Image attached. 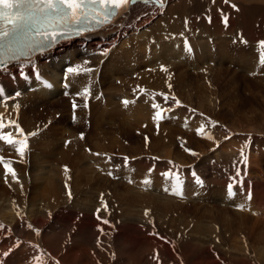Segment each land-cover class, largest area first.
<instances>
[{"label": "bare ground", "instance_id": "1", "mask_svg": "<svg viewBox=\"0 0 264 264\" xmlns=\"http://www.w3.org/2000/svg\"><path fill=\"white\" fill-rule=\"evenodd\" d=\"M208 1L209 0H207V3L205 2V4L212 14L216 5H213L210 1H209L210 3H208ZM178 2L179 0H165L164 7L157 8L156 6H153L152 4H147V5L144 4L143 0H138L137 4L132 6L131 9L129 10L128 12L129 14L123 20L119 19L116 22V24L113 25L111 28L104 30V31L100 30L99 32L90 34L87 37L74 40L67 44H63L62 46H60L59 48L55 50H52L48 53H45L44 55H40V56L33 58L32 64L33 66H38L39 74L42 76L43 82L41 80H37L34 76H28L27 79L23 78L25 75H27L29 71L27 61L18 62L19 66L24 69L22 73H17L16 68L12 67L11 71H7L3 75H0V88L5 89L6 96L12 97V99H8L6 101L8 105L7 111L5 107L3 106V104H0V113L4 114L5 121H7L9 118L17 120V122L25 130L26 133H31L34 130L38 132L37 130L43 129V128L47 129V131H44L38 139H34V137H29L30 150L28 151L26 156L23 158L22 162H21V158L15 153L14 149H11V153L6 152V154H4V156L8 160L7 162L11 164V166L15 169L17 173L18 180H19L18 183L13 181L10 174L8 176L7 182H5L4 173L1 172L2 169L0 170V223H2L6 229L10 228L12 230L11 232L16 233V234L18 233L16 237L18 238V236H20L19 240H21L23 247L25 246L27 250L28 249L31 250L30 252L31 256L34 253H33V250L29 246L39 245L41 251L44 253L43 257H46V258L49 257L51 258V260L52 259L59 260L60 264H86L87 260L83 259L82 257L77 256L79 251L77 250L76 253L74 252V249L76 248V246H74L75 243H73V245L72 244L70 245L68 243V240H70L72 237L74 238L73 235H75L76 233H79L80 229L81 230L83 228L85 229L84 225L80 226V224H76L74 222V220H76L74 219L76 216L81 217V214H83V218L87 220L89 217L91 218V215H93L96 212V209L98 207L101 208V212L103 210L100 200L98 202L97 196H101V195H98L100 193L99 191L100 189H98L97 187L100 182V179H103V180L105 179V175L103 177L102 176L103 174L101 175L100 173L94 170L95 167L94 168L92 167L93 165L92 161L95 163L99 161L100 163L99 167L103 170L105 166L109 165V162L103 163L101 158L103 156L108 157V155H113L112 149L114 148V146L119 148L122 151V153L126 152L125 150H123V145L120 144L116 140V136L113 135V139H111L110 137H107V135L109 134L104 130V128H101L103 127V124L107 122L103 118V116L107 114L108 117L107 116L106 117L108 118V120H111L112 123L117 122L119 118H121L122 121H118L116 124L113 123V125L117 127H119V125L131 127V125L134 126L135 123L136 125H138L139 123L144 122L143 118L147 116L148 109H149L148 104H146L147 101L146 103H143V104L139 103L137 96H139L140 93L137 94L132 88L134 87L136 90H139L142 87H151V86L146 77L147 73L145 74V72H142L141 74L137 72L136 66L138 68L142 67V63L138 62L137 59L139 57L143 58L149 55H154V56H160L164 58L161 64L162 66L168 65V66L176 67V65H178L179 63L183 64L182 60L184 57H181V58L174 57V55L180 50L179 40L176 37L186 36L185 34H183L184 33L183 24H182L183 21L181 20V16L184 22H185V19L189 21L187 28L186 27L184 28H186L188 32L192 31V32L197 33V34L191 33L192 35L190 34V38L193 40V46L195 48L194 54L199 53L198 52L199 50L197 51V47L201 46L202 44L200 40H198L197 38H202L203 35L204 36L211 35V34L215 35L216 32H221L220 29L225 27V25L223 24L221 25L219 24V22L216 23L215 18L214 19L211 18V22H209L206 15H203L202 13L199 12V10H196V6H195L196 4L192 5L191 7L187 9L188 14L187 16H185V10H184L185 7H179ZM197 8H198V5H197ZM204 9L205 7L203 8V10ZM197 11H198V14H197ZM178 13L179 14L181 13L182 15L181 14L177 15ZM245 16L246 15L244 14L242 15L243 18ZM237 17L239 18V16ZM241 24L244 27L245 24L243 21ZM250 29H252V31H250ZM229 30H230V26L228 27V31ZM244 30L249 31V34L250 33L255 34L256 32V29L247 28V26L244 27ZM101 49H110L111 50L110 54L107 57L102 56L100 54ZM203 50L205 51V49ZM85 60H89L91 63L84 64ZM101 60H103L104 62L99 65ZM239 63L242 69H246L247 67L250 66L249 59L246 56H243L242 59L239 60ZM77 65H79L81 68L94 67L96 71L91 74H82L78 76L80 78L76 80L74 79L75 76L67 73V68L70 66L75 67ZM161 65L157 68L162 67ZM152 69H156V68H152ZM97 73L98 74L100 73L99 74L100 84L96 82L95 80ZM131 75H135L134 77H132L133 79H131ZM127 76H130L129 78L130 80L128 81L125 79V77ZM178 78H177V81H178ZM118 81L124 83L123 85L125 86H123L122 88L120 86V83L117 84ZM46 83L51 84L52 86L45 87ZM73 83H75L76 87L72 86ZM64 84H69L70 87L66 89L64 87ZM84 87H88L90 89V93L93 94V101L103 100L102 104L104 105V106H101V105L93 106V120L91 122L90 131H86L84 126L83 127L79 126L80 122H82L80 120L77 121V123L74 125H70L66 123L62 124L63 121H60L59 123L54 121L53 118H51V116L53 115L51 113H54V114L57 113L55 112V109L59 107L63 101L66 102L67 96L69 95L72 96L74 95V93L77 94L78 92L82 93ZM91 88H94V90L96 91L93 93ZM177 88L180 89L179 87ZM16 92H20L21 95L19 97H16L15 96ZM66 92L68 94H65ZM62 97L64 98V100L62 99ZM114 98L116 100H114ZM121 98L128 100L130 102L129 106L132 104L134 105L133 110L128 113V115L133 113V115H131L129 119L125 118V115L127 114V108L122 103L123 99ZM218 101H221V100H218ZM16 104L20 105L18 113L15 111ZM50 106H51V109H53V111H51V113H48L46 108ZM67 107L68 105L66 104V108ZM43 116H45L44 118L45 122L44 123L41 122L39 124V121L43 119ZM130 119L132 120L130 121ZM111 121L110 122L108 121L109 125L112 124ZM243 122L247 124L248 119L244 117ZM60 124H62L63 126H60ZM241 130L244 131V128H241ZM11 131H13V134L15 135V129H11ZM80 131H83V137H84L83 139H81ZM66 132L69 133V139H70V144L68 146H66L62 142L65 140L64 136ZM249 132H252V131L249 130ZM247 133L248 131L246 133L244 132L243 135L251 136L252 139H254L253 142L257 143L258 148L261 149V150L258 149L259 156L256 155L257 154L256 152L255 156L252 154L250 155V157H248L249 165L252 164V166L250 167L251 169L253 166H256V167L260 166L261 161H264V150L262 151L263 149L262 147H264V144H263V140H261V143H259L256 141L255 137L252 136L251 133H248V134ZM257 137H260V135H257ZM16 138H22V137H16ZM88 142H89V145H88ZM252 145L253 144H251V147ZM1 147L2 146L0 142V148ZM3 147L6 148L8 146L3 145ZM85 147L91 149L93 152L90 153L89 155L84 156L82 154V151L85 150ZM251 150H253V148ZM157 151L159 153V150ZM236 151H237V148L236 150L228 149L227 151L225 150V152L220 150L217 154L214 153L217 156H214L213 154L211 155H213L214 158L220 157L221 162L222 161L228 162L230 158H234L237 155ZM1 152L2 151H0V153ZM130 152L134 156H136V151L130 150ZM93 153H99L101 155L97 157L93 155ZM170 153L173 154L171 150H170ZM258 157L260 159H258ZM214 158L212 160H214ZM67 160L69 161V163ZM82 164H85L84 165L85 167L82 166ZM141 164L142 163L140 162L139 164H135V166L138 165L137 167H141ZM188 164L190 165V163ZM204 164H207V163L201 162V163H198L197 166H199L198 169L207 176L209 172V169H208L209 166H205ZM202 167L204 169H202ZM260 170H262V168ZM138 171H139V168H138ZM262 172H263L262 175L264 177V170ZM125 173L126 172H124V174ZM259 174H260V171H259ZM91 181H95L97 187L93 186L91 184ZM159 183H161V181ZM226 184H227L226 182L225 183L221 182V185L219 184L215 185V186H219L222 190L218 189L220 192L213 194V199L211 197L212 202L217 201L218 204H221V205L224 204L225 206H228L231 208L232 207L234 208L236 206V207H239L241 210V206L244 205L245 203L244 197L242 195L229 196L226 193V191H223L225 189L224 187L226 186ZM21 185L23 186V190H21ZM142 187L148 191H151L152 189V188H147L145 186H142ZM158 187L159 186H157V189ZM157 189L155 190L156 191L155 193L156 195L159 196L158 194L159 192ZM69 190L72 193L71 199H69L68 197ZM128 190L131 193L132 192L137 193L133 191L132 188L130 187H128ZM163 190H164V187H163ZM186 190H187L186 192L188 193V196L189 194L193 193V188L190 186H188ZM255 190H258V189H254L253 194H255L256 192ZM130 192L129 194H131ZM121 193H123L122 195H125L124 192H121ZM133 195L134 194H132V197L135 196ZM137 197H140V196H137ZM253 198L254 197H252V199ZM124 199L126 200V198ZM254 199H253L252 204L254 203H257V204L259 203L260 205L264 204L263 198H259L256 200ZM119 202H121V200ZM117 203L118 202H116V204ZM127 206L128 205H126L125 208H128L130 210V207H127ZM254 206L255 207L252 208L253 213H251V215L254 217H256L257 215H260V217L264 219V208L263 209L256 208L255 204ZM122 207L123 206L121 205V208ZM118 208L119 207L117 206V209ZM134 208L136 209V207ZM125 212L127 211L125 210ZM149 212H151V210ZM123 213H122V216L124 215ZM231 214H235L237 216L238 215L243 216V215H240L236 210H232ZM117 215L118 213L116 214V216ZM105 216H107V214L103 215L102 217H105ZM119 216H121V214H119ZM208 216H210V214H208L204 218H202L203 217L202 216L201 217L202 220L196 223L193 222L194 224L191 222L192 224L191 227H190V222L189 224L188 223L183 224L180 227L182 230L181 232L177 231L176 234H172L171 237L167 239L165 237H164L165 239H161L160 237H163V236L159 234L157 236H160V237L146 236L145 235L146 232L150 233L154 225H151L148 222L143 223V220L141 221L143 223L141 225V230L137 231L136 230L137 227L135 226L137 223L133 221L132 216L130 217L126 216V218L125 216L123 217L124 218L123 222H125V224H120V226L121 227L124 226L126 233H124V235L119 233V238L114 232H112V230H110V228L107 229L108 226L106 227L104 226V228L108 233H110L108 237L109 239L107 240H111V242L112 240L113 242L114 241L118 242V240L121 239L120 240L121 245H122L121 247L125 250L134 249V251L135 250L137 251V250L144 249L145 251H152L151 253L154 255L159 253L158 254L159 260H161L165 264L166 263L179 264L181 259L185 256L181 254L182 253L181 249H184V250L186 249L187 251H189L191 253L189 255L190 260L195 261V262L198 261V263L196 264H218L217 258L221 259V255H223V249H224L222 245L224 244H226L227 247L229 248V255L227 257L230 260L231 264H264V228L262 230L261 228L260 230H257L258 225L260 224L258 221H261L262 220L261 218H257V219L250 218L254 221L252 223L253 228L249 227V231L253 230L255 233L254 232L252 233L253 238L251 240L249 241L245 240L241 242V241H237L238 235H240V232H243L241 230V227L239 228L236 227L234 231H237V233H235L234 236H229L228 239L225 238L226 237L225 232H227V230L233 231L234 221L233 222L229 221V218L225 217V215L224 216L221 215L223 219L219 223L221 224V227L226 230L224 234L222 235L217 229L218 223L212 222V216L211 217H208ZM239 216H238V219H239ZM21 217H23V220L20 219ZM243 217H246V216H243ZM105 218L110 220L108 217H105ZM206 219L210 221H206ZM113 221L115 222V220H111V223ZM262 222L264 221H261V223ZM28 224H31L33 226L32 229H29L27 227ZM240 226H242V223H240ZM37 229H39L40 231L39 236L36 235ZM16 234H14V236ZM7 238H10V237H7ZM1 240L2 242L0 243V249H3L2 252H5L4 249L6 250L7 248V247L6 248L4 247V245L6 244V241L3 242V239ZM163 240L164 242L168 240L169 243L167 244V243L160 242ZM7 241L9 242V239ZM227 241L229 242L227 243ZM10 246L11 245H9L8 247ZM12 248H13V245H12ZM18 250L19 251L15 253L12 251L14 255H12L11 257L9 255L10 258H7V259L3 255H1L0 264H35V260L33 259L26 258V260L28 261L25 260V258L22 255V253H25V250L22 251L23 249H21L22 253L19 248ZM27 250L26 252L30 251V250L28 251ZM83 250L84 251L82 255L84 254L83 256L87 257L88 256L87 254H89L87 253L88 251L87 250L85 251V249ZM155 250H158L159 252L156 251L157 253H155ZM2 252L0 254H2ZM224 253H225V250H224ZM25 255L28 256V254H25ZM13 256L19 257V258L15 260L14 259L15 257ZM20 256L22 257L20 258ZM92 258L93 257H91V259ZM93 264H98V263L94 261ZM185 264H191V263L185 262Z\"/></svg>", "mask_w": 264, "mask_h": 264}, {"label": "rangeland", "instance_id": "2", "mask_svg": "<svg viewBox=\"0 0 264 264\" xmlns=\"http://www.w3.org/2000/svg\"><path fill=\"white\" fill-rule=\"evenodd\" d=\"M209 1L211 2V0ZM209 1L208 3H210ZM222 1L223 0H220V1L216 0V3H215L216 7L213 10L212 14L209 11V9L206 7L205 2L207 3V0H179L178 2L179 7H185L184 8L185 16H187L188 14L187 9L195 4H196L195 5L196 10H199L200 13H202L203 15H206L207 18L209 16H211L212 19L215 18L216 19L215 22L216 23L219 22V24L221 25L223 23L221 21V15L218 9H221V8L224 9V11L227 12L229 15V25L227 27L221 28L222 29V30L220 29L221 32H216L215 35L213 34L205 35V36L203 35L202 38H197L202 43L201 46L197 47V51L199 50L198 54H194L195 48L193 46V40L190 38V34L191 33L195 34L196 32L189 31L190 32L189 33L187 29L184 28L185 22L181 16V20L183 21L182 23L183 31H184L183 34H185L186 36L176 37L179 40L180 50L174 55V57L176 58L184 57L182 60L183 64L179 63L178 65H176V67L163 65V67L166 70H162V67L160 68H157V67H159L162 64V61L164 59L163 57L149 55L147 57H143V58L139 57L137 59L138 62L142 63V67L138 68L136 66L137 72L141 74L142 72H145V74L147 73L146 77L151 86V87H142L139 90H136L134 87L132 88L137 94L140 93L139 96H137L139 103L143 104V103H146L147 101L146 104H148L149 109H148L147 116L143 118L144 122L139 123L138 125H136L135 123V125L134 126L131 125V127H126V126H121V125L117 127L113 125V123L116 124L118 121H122L121 118H119L117 122L112 123L111 120H108L107 114L103 116V118L107 122L105 121L106 123L103 124V127L101 128H104V130L109 134L107 135V137H110L111 139H113V135L116 136V140L120 144L123 145V150H125L126 152H124L125 153L124 154L119 148L114 146V148L112 149L113 155H108V157L103 156L102 158L100 157L103 163H107L106 162L107 158H111L112 163L110 162L109 165L105 166L103 169L104 171L99 167L100 165L99 161H97L96 163L92 161V164H93L92 167L93 168L95 167L94 170L100 173L101 175L103 174L102 175L103 177L105 175V179L104 180L100 179L98 187L95 181H91V184L97 187L98 189H100L99 190L100 193L98 192L99 193L98 195H101L102 193L104 194V200L107 202V204H109L108 207L111 205L109 207L108 212H105L104 210H102L103 213L101 212L100 215L103 216L107 214V216L105 217H108L110 221L115 220V222L114 221L112 222V224L115 225L114 229L110 227H108L107 229L110 228V230H112V232H114L118 238H119V233H121L122 235L126 233L124 226L123 227L120 226V224H125V222H123L124 216L125 218L126 216H129V217L132 216L133 221L137 223L135 225L137 227L136 229L137 231L141 230V225L144 222L149 223V221H151L150 224L154 225L153 229L151 230L150 233L146 232L145 235L149 237L150 236L156 237L157 235H153L151 233H158L159 235L167 239V238H170L172 234H176L177 231L181 232L182 230L180 227L183 224L185 223L189 224L190 222V227H191L192 226L191 222L196 223L202 220V218H204L208 214H210V216L208 217L212 216V222L218 223L217 229L222 235L224 234L226 230L222 228L221 224L219 223L223 219L221 215L223 216L225 215V217L229 218V221H232V222L234 221L233 231L227 230V232H225L226 239H228L229 236H234V234L237 233V231H234L236 227L237 228L241 227V230L243 231V232H240V235H238L237 241H241V242L245 240L249 241L253 238L252 233L254 231L253 230L249 231V227L253 228L252 223L254 220L252 219H257L261 217L260 215H257L256 217L252 216L251 215V213H253L252 208L255 207L254 204L256 205V208H261V209L264 208V204L263 205H260L259 203L252 204L254 198H255L254 200L259 199V198L264 199V186H263L264 177L262 175L263 173L262 171L264 170V167H263L264 161H261L260 166H257V167L253 166L250 169L252 164L249 165V163H247V165L245 166L242 163L241 150H243L244 155H246L247 157H250V155L252 154L255 156L256 152H257L256 155L259 156L258 151L261 150L260 148H258L257 143L253 142L254 139H252L251 136L243 135V133L244 132L246 133L247 131L248 133H251L252 136L255 137L257 142L261 143V140H263V144H264V130H263L264 129V125H263L264 124V67L260 66L258 63V52L261 50L258 47V42L264 41V18H263L264 17V0H259V1L257 0L256 1L255 0H230V3L235 4L238 7L239 11H235L231 9L228 5H225L224 3H222ZM197 5H198V8H197ZM204 7L205 9L203 10ZM180 14L178 13L177 15H180ZM197 14H198V11H197ZM243 14L246 15L247 17L245 16L243 18L242 17ZM127 15H125L121 20H123ZM237 16H239V18ZM242 21L245 24L244 27L247 26V28L256 29L255 34L253 33L249 34V31L244 30V27L241 24ZM112 26H109L105 28L104 30H107L111 28ZM229 26H230V30L228 31ZM250 31H252V29H250ZM185 40L190 42V46L193 49L192 54H188L184 51ZM237 40L247 41V44L245 45L242 43L234 42ZM203 49H205V51ZM243 56H246L249 59V63H250V66L247 67L246 69H242L239 63V60L242 59ZM101 61L99 65L101 64ZM152 68H156V69H152ZM99 74L97 73L95 77V80L98 83H99ZM134 76L135 75H131V79H133L132 77ZM79 78L80 77L75 76L74 79L77 80ZM129 78L130 76L125 77L127 81L130 80ZM177 78H178V81H177ZM118 83H120V86L122 88L123 86H125L123 85L124 83L122 82L118 81L117 84ZM169 85H171V88H169ZM72 86L76 87L75 83H73ZM177 87H179L180 89H178ZM91 90L93 91V93L96 91L94 90V88H91ZM163 92L164 94H167L169 96L168 103H165L162 96L160 95ZM173 96H175L180 101V106L178 107L175 106V102L171 100V97ZM62 99L64 100L63 97ZM121 99H123V101L126 100L124 98H121ZM114 100L116 99L114 98ZM218 100H221V101H218ZM74 101L78 105V108L76 109L75 114L73 113V109H72V104ZM66 102L63 101L60 104V106L55 109V112H57L55 114L51 113V111H53V109H51V106L46 108V110L48 111V113L53 114L51 118H53V120L56 121L57 123H59L60 121H63L62 124L66 123V124L74 125L77 123V121L79 120L82 121L80 122L79 126L81 127L84 126L86 131H90L91 122L93 120V106H98V105L104 106L102 104L103 100L93 101V94H91L88 99L87 108L84 106L85 101L82 95L77 96V94L75 93L72 96L69 95L66 98ZM153 102L159 104L161 106V109H167L171 105L173 110L171 112H163L162 114L165 116V119L157 121L156 119H154L156 109H153L151 107V104ZM66 104L68 105L67 108H66ZM128 106L126 107L127 108V114L125 115L126 119H129L131 115H133V113L129 115L128 113L133 110L134 105L132 104L129 107ZM74 115H75V120L73 119ZM244 117L248 119L247 124L243 122ZM44 118L45 116H43V119L39 121V124L41 122L43 123L45 122ZM131 120L132 119H130V121ZM108 121L109 122L111 121L112 124L109 125ZM213 121L217 123L213 125L212 123ZM62 124H60V126H63ZM201 126H204V133L201 135H198L197 129H199ZM241 128H244V131H242ZM249 130L252 131L253 133L249 132ZM4 131L7 132L9 130L5 129ZM34 131L36 132V130ZM37 131H38L37 132L38 135L34 137V139H38L44 131H47V129L43 128ZM80 134H83V131H80ZM209 135L213 137L212 140H208L206 138ZM257 135H260V137H257ZM226 136H230L231 138L225 139ZM146 137L148 138L147 142L145 139ZM64 139L66 141L65 140L62 141L63 144L68 146L70 144L69 133L66 132ZM246 143L249 145L248 148L245 147ZM251 144H253L252 147H251ZM88 145H89V142H88ZM1 146L2 147L0 148L1 149L0 151H2L3 153L1 152L0 155L5 157L4 154H6V152L11 153V149L8 147L6 148L3 147L2 142H1ZM253 146L256 148H254ZM236 148H237V151H236L237 155L234 158H230L228 162H223V161L221 162L220 157H216V158L213 157V155L217 156L215 154H217L220 150L225 152V150L226 151L228 149L236 150ZM252 148L254 151L251 150ZM262 148H263L262 149L263 151L264 147ZM185 149H190L192 152H195L196 155L193 156L192 154H190V152L185 151ZM130 150L136 151V156H134L130 152ZM157 150H159V153ZM170 150L173 154L170 153ZM92 152L93 151L91 149L85 147V150L82 151V154L85 156V155H89ZM123 157L130 158L127 167H123L124 165ZM212 157L214 158V160H212L213 159ZM258 159L260 158L258 157ZM5 161L6 162L8 161L6 157H5ZM140 162L143 164V165L141 164V167H137L138 165L135 166V164H139ZM201 162H205L207 164H204V165L209 166L208 167L209 172L207 176L198 169L199 166L197 165L198 163H201ZM188 163H190V165ZM84 165L85 164H82V166ZM138 168H139V171H138ZM237 168H239L241 171L240 177L237 178L238 181L242 182L239 184L231 180V177L235 175V171ZM261 168L262 170H260ZM150 169L152 171H150ZM202 169L204 168L202 167ZM0 170L2 173H4V168L2 165H0ZM259 171H260V174H259ZM108 172H113L114 174L112 176H109ZM124 172L126 173L124 174ZM192 172L197 173V175L201 178V180L203 181L202 186L194 183ZM164 173H172L173 175H176V174L179 175V179L182 182V191H183L182 196L173 195L172 191H165V188L167 186L170 188L167 187L166 189H171V186L172 184L175 183V180L174 179L170 180L168 176L162 175ZM145 181H150V183H145ZM160 181L161 183H159ZM221 182L227 183L226 186L224 187L225 189L223 190V191H226V193H227V188H226L227 185L229 183H234V193L235 192L238 193V194L235 193V195H242L245 199L244 201L245 203L244 205H242L243 210H240V208L236 206L234 208L232 207L233 208L232 209L231 207L225 206L224 204L223 205L218 204L217 201L212 202L211 197L213 199V194L219 193L220 192L219 190H222L219 186H215V185L216 184L221 185ZM142 186H145L147 188H152V189L151 191H148L144 189ZM157 186H159L158 189H157ZM188 186L193 188V193L189 194L190 197L188 196V193L186 192L187 191L186 189ZM128 187L132 188V190L137 193H133V192L131 193L128 190ZM163 187H164V190H163ZM156 189L159 192L158 193L159 196L156 195L155 193ZM254 189H258V190H255L256 191L255 194H253ZM121 192H124L125 195H122L123 193ZM129 192L131 194H129ZM120 193L123 197L120 195ZM132 194H134L135 196L133 195L134 197H132ZM168 194L169 196L170 195L171 196L169 197ZM249 194H251V197H254L250 201L247 199V196ZM137 196H140V197H137ZM100 197L101 196H97L98 202L100 200ZM124 198H126V200ZM117 200L119 201L121 200V202ZM116 202L118 203L116 204ZM155 203H157L158 205ZM125 204L128 205L127 207H130V210L128 208H125L126 207ZM121 205L123 206L122 208H121ZM117 206L119 207L118 209H117ZM134 207H136V209ZM238 209L240 210V212ZM125 210L127 212H125ZM146 210L148 212L147 216L145 215ZM150 210L151 212H149ZM232 210H236L240 215H243L246 217L238 215L239 216V219H238L237 215L231 214ZM167 211L169 212V214ZM117 213L118 215L116 216ZM122 213L124 214L123 216H122ZM119 214H121V216H119ZM94 216H95L94 214L91 215V218L93 220L90 217L87 220H85L83 218V214H81V217L76 216L74 218L76 219L74 220V222L76 224H80V226L84 225L85 229L84 228L82 230L80 229L81 233L80 232L76 233L75 235H73L74 238L72 237L70 240H68V243L70 245L71 244L73 245V243H75L74 246H76V248L74 249V252L76 253V251L78 250L79 253L77 252L78 253L77 256L82 257L83 259L87 260L86 264H93L94 261H96L98 264H162V263L165 264L161 260L157 261L153 258L154 256L159 254L157 253L159 252L158 250H155V253H157L155 255L151 253L152 251H145L144 249L137 250L138 252L136 250L134 251V249L125 250L121 247L122 246L120 242L121 239H119L118 242L117 241L113 242V240L111 242V240H107L109 239L108 238L109 236L103 237V238L101 237L102 246L104 247L98 248L96 245V239L98 236H100V233L97 231V225L99 222H97ZM139 216L141 219L139 218ZM105 217L103 218L107 219ZM79 219L82 221H80ZM261 219H262L261 221H264L263 218ZM142 220H143V223L141 222ZM206 221H210V220L206 219ZM261 221H258L260 224L258 225L257 230H260V228L262 230L264 228V222L261 223ZM240 223H242V226H240ZM100 226L106 227L107 225H100ZM14 234L16 233L11 232L10 234H8L7 231L0 232V240L3 239V242L6 241V244L4 243L6 245V246L4 245V247L5 248L7 247L6 250L4 249L5 252H8L9 249L12 248V245H14V243L16 242L15 240H18L20 242L21 246L18 247L20 251L21 249H23L22 251L26 249L25 246H24L25 248L23 247L21 240H19L20 236H18V238L16 237L18 233L15 236ZM7 237H10V238H7ZM157 237H160V236H157ZM8 239H9V242H11L12 244L7 241ZM166 241L164 242L163 240L160 242L168 244L169 241L168 240ZM1 242L2 240L0 241V243ZM228 242L229 241H227V243ZM9 245L11 246L8 247ZM222 247L224 248L223 255H221V259L217 258L218 264H231L230 260L227 257L229 255V248L227 247L226 244L222 245ZM18 248H13V252L14 253L18 252L19 251ZM83 249H85V251L86 250L88 251L87 253L89 254H87L88 255L87 257H84L83 256L84 254L82 255L84 251ZM2 250L3 249H0V253L2 252ZM26 250H25V253H22L21 251L25 260L26 258L31 257L30 255L31 250L28 249L30 250L29 252H26ZM181 250H182L181 254L185 255L184 256L185 258L183 257L181 261L179 262V264H185V262L191 263V264L198 263V261L195 262V261L190 260L189 255L191 253L189 251H187L186 249L185 250L181 249ZM224 250H225V253H224ZM13 252H11L12 254H9L10 257L14 255ZM3 253L4 252H2L0 256L3 255ZM25 254H28V256ZM113 254L115 255L114 259L111 258ZM43 256L41 257V259H46V257H43ZM10 257L7 256L6 259ZM21 257L22 256H20V258ZM91 257L93 258L91 259ZM18 258L19 257H15L14 259L16 260ZM50 260L48 261V264H50ZM166 264H173V263H166ZM174 264H177V263H174Z\"/></svg>", "mask_w": 264, "mask_h": 264}, {"label": "snow or ice", "instance_id": "3", "mask_svg": "<svg viewBox=\"0 0 264 264\" xmlns=\"http://www.w3.org/2000/svg\"><path fill=\"white\" fill-rule=\"evenodd\" d=\"M138 0H0V75H3L7 71H11L12 67L16 68L17 73H22L24 69L19 66L18 62L21 57H26L28 62V73L23 78L27 79L28 76H34L37 80L43 82L42 76L39 74L38 66H33L32 56L35 54L44 55L46 50H50L57 46L62 40L66 39L68 36H81L90 33L94 30H104L105 28L115 25L119 19H122L128 14L132 6L136 5ZM144 4H152L157 8H163L165 0H143ZM211 3L215 5L216 0H211ZM225 5H228L231 9L239 11L235 4H231L230 0H223ZM221 15V21L227 27L229 25V16L224 9H218ZM208 21L211 22V16L208 17ZM189 21L185 20V27L187 28ZM237 43L247 44V41L237 40ZM258 47L261 49L258 52V63L260 66L264 67V41L258 42ZM110 49H101V55L107 57L110 54ZM184 51L188 54H192L193 49L190 46V42L185 40ZM104 61L102 60L101 63ZM89 60H85L84 64H90ZM162 70H166L162 66ZM94 67L81 68L79 65L75 67H68L67 73L80 76L82 74H91L95 72ZM51 84H45V87H51ZM67 89L70 87L69 84H64ZM171 88V85H169ZM65 94H68L67 92ZM20 92H16L15 96L19 97ZM83 96L84 106L87 108L88 99L91 95L90 89L84 87L83 92L77 93V96ZM165 103H168L169 96L167 94H160ZM12 99L10 96H6L5 89L0 88V104H3L6 111L8 105L6 101ZM171 100L175 102V106H180V101L175 97H171ZM122 103L127 107L129 105L128 100L122 101ZM153 109H156L155 117L157 121L165 119L163 112H171L173 110L170 105L167 109H161V106L155 102L151 104ZM20 108L19 104L15 105V111L18 113ZM78 105L75 101L72 104L73 113L75 114ZM75 120V115L73 117ZM215 125L217 122H212ZM5 129L9 131L5 132ZM11 129H15V136ZM204 133V126L197 129V134L201 135ZM37 132L33 131L31 133H26L25 130L20 126L17 120L9 118L7 121L4 119V114L0 113V142L3 145L8 146L10 149H14L15 153L21 158L26 156L30 150L29 137H36ZM22 137V138H16ZM83 134H81V139H83ZM208 140H212V136L206 137ZM230 136H226L225 139H230ZM147 142V137L145 138ZM245 147H249L246 143ZM90 151V150H89ZM185 151L190 152L193 156L196 155L190 149H185ZM93 155L99 156V153H93ZM242 163L246 166L248 163V157L244 155L243 150H241ZM124 165L127 167L130 158L123 157ZM106 162H111V158H108ZM171 163V162H170ZM0 165L4 168V179L5 182L8 180L9 174L11 175L13 181L19 182L17 173L15 169L11 166L9 162H5V157L0 155ZM67 171V169H66ZM150 171H152L150 169ZM113 172H108L109 176H112ZM162 175L168 176L175 180L172 184L171 189H165V191H172L173 195H183L182 182L179 179V175H173L172 173H164ZM241 171L239 168L236 169L235 175L231 177V180L237 184L242 183L237 180L240 177ZM194 183L202 186L203 181L197 175V173L192 172ZM145 183H150V181H145ZM21 190L23 186L21 185ZM227 194L229 196L235 195L234 193V183H229L227 185ZM69 199L72 198V193L68 191ZM250 201L252 199L251 194L247 196ZM100 203L105 212L109 211L107 202L104 200V194H101ZM243 210V206H241ZM101 208H97L94 213L96 220L99 222L97 225V231L100 236L96 239V245L98 248L102 247L101 237H107L110 235L104 227L100 225H107L110 228H114L115 225L111 223L110 220L104 219L101 215ZM19 215V214H18ZM51 215V214H49ZM145 215H148L146 210ZM23 220V217L20 218ZM151 223V221H149ZM27 227L32 229V225L28 224ZM7 231L11 233V229H6L5 226L0 223V232ZM153 235H158V233H151ZM36 235H40L39 229L36 230ZM164 239V237H161ZM20 242L17 240L13 248L20 247ZM33 250V255L30 257L35 260V264H48L50 258L41 259L44 253L41 251L39 245H30ZM10 248L8 252H4L3 256L7 257L13 251ZM111 258H115L113 254ZM155 260L159 261L158 255L153 257ZM50 264H60L58 260H50Z\"/></svg>", "mask_w": 264, "mask_h": 264}]
</instances>
